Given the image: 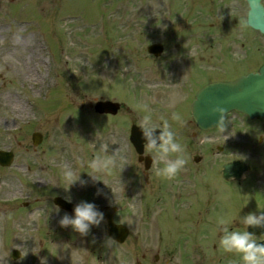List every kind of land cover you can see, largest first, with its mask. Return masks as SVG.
I'll return each mask as SVG.
<instances>
[{"label": "rangeland", "instance_id": "rangeland-1", "mask_svg": "<svg viewBox=\"0 0 264 264\" xmlns=\"http://www.w3.org/2000/svg\"><path fill=\"white\" fill-rule=\"evenodd\" d=\"M199 5L203 7L202 13L220 16V20L231 13L236 15L229 17L233 34L229 40L239 41L235 33L241 27L245 30L246 43L262 42L264 48V37H256L244 27L245 5L238 1L232 2V11L229 9L231 13L227 16V0H0V150L12 151L14 155L10 167L0 166V264H41V258L45 257L46 264H136L137 261L229 264L234 261L233 253L219 248L217 239L206 244L200 242L203 250L216 243L218 255L214 257L210 248L205 258L200 255L195 259L189 249L181 254L162 249L165 243L158 238L159 232L161 236L164 234L162 219H152L147 208L155 204L153 209H156L160 204L154 199L159 191L151 174L158 165L154 164L147 174L136 166L132 188L129 175L122 170V164L126 165L128 160L117 161L108 175H97L106 185L102 181L93 182L88 176L92 170L87 163L97 154L99 145L107 144L109 154H113L116 149L125 148L121 137L126 136L121 130L125 122L118 123V117L97 115L89 103L101 97L118 99L114 92L134 89L138 106L146 103L153 111L163 108L168 99H160L157 86L163 56L151 59L146 47L156 42L170 47V43L179 41L175 28L164 39L160 18L170 11L171 19H177L181 11H190L195 17L196 12L201 14ZM192 41L193 37L189 42ZM124 57L136 59L143 68L149 64L156 71L153 74L145 71L147 83L140 76L122 74L115 63ZM117 69L121 73L118 77ZM122 101L132 111L134 104L126 97ZM13 102L25 113L13 109ZM134 110V122L138 124L144 113L139 108ZM35 132L42 135L37 146H33L31 138ZM217 143L222 144L220 140ZM214 153L216 158L224 155ZM65 165L82 172L81 176L89 179L88 185L82 187L76 183L69 187L62 176ZM139 187L143 189L145 204L137 202ZM97 188L102 190L101 195H97ZM57 195L70 197L73 203L96 204L100 199L104 214L106 207L115 205L114 222L130 231L126 241L122 245L106 243L104 221L91 228L86 237L88 243L85 235L71 227H61L59 220L65 213L57 212L52 205ZM227 205V215L238 213L231 201ZM259 211L264 209L247 204L246 213ZM183 238L178 233L169 235V239L179 240L178 245ZM82 246L95 254L94 251L85 254ZM158 246L160 252L156 251ZM13 250L20 253L16 260L11 257ZM99 253L102 257L97 259ZM138 253H146L147 261ZM155 255L159 256L158 261Z\"/></svg>", "mask_w": 264, "mask_h": 264}, {"label": "flooded vegetation", "instance_id": "flooded-vegetation-1", "mask_svg": "<svg viewBox=\"0 0 264 264\" xmlns=\"http://www.w3.org/2000/svg\"><path fill=\"white\" fill-rule=\"evenodd\" d=\"M229 9L230 7L227 6V13L230 12ZM197 13L193 18L195 25L193 41L189 42L181 38L178 42L172 43V47H164V63L160 66L161 78L157 83L161 93L160 99H168L165 105H162L163 108L157 109V111L170 121L178 132L181 142L186 145L188 164L170 179L158 176L156 169L151 174L159 191L154 195L160 201V208L170 219L163 230V235L169 238L170 234L178 233L184 237L180 245L170 239L166 242L165 249L173 251L174 254H181L189 249L192 256L201 255L205 258L207 256L205 252L209 251V248L211 253L215 252L216 243L208 248L205 246L203 250L200 242L206 244L211 239L219 240L220 234L216 231L218 217L223 216L233 221V226H238L241 225L237 220L238 216L242 213L243 216L247 214V204H251L253 208L264 209V189H262L264 186V119L256 118L247 121L243 118L244 121H242L238 120L237 114H234L227 120L229 123L223 134L218 127L203 132L191 120V100L189 102V99L199 89L201 81L208 83L229 80L243 73L256 71L264 63L262 60L264 51L260 53V48L257 47V61L252 62L253 64L248 67L249 53L245 48V43L242 41L233 42L228 39L227 17L216 22L213 16L205 18ZM206 15L208 16V13ZM239 38L242 39L241 34ZM120 68L121 73L127 76H136V73L141 72L130 63L122 65ZM215 69L222 74L212 73L211 70ZM119 71L117 69V74L120 76ZM146 71L153 74L156 68L149 66ZM152 83L154 84V82ZM173 112L181 113L186 124L181 125L172 120ZM118 116L120 117L118 123L125 122L127 127L135 124L133 111L125 107H120ZM126 116L129 119L128 122L125 120ZM121 140L124 141V136L121 137ZM219 140L222 144L217 143ZM215 148L218 149L219 155H224L216 158ZM128 150L133 159L132 175L136 166H139L147 174L154 164L158 165L153 161L152 155L144 149V146L142 161L138 160L139 156L131 144ZM231 155H241L242 157H235L234 160L229 161H245L250 167L239 181H229L222 177L221 166L229 162L228 160H222L220 168L217 169L219 160ZM146 157L150 159L148 170H144V158ZM251 162L258 165H253L251 169ZM122 166L124 167L125 164ZM158 166L162 167L163 165L161 163ZM230 201L233 204L232 208L236 207L238 210L237 214L234 212L232 215L230 212L227 215L229 207L227 204ZM240 227L242 228L243 225ZM158 229L161 230L159 227ZM158 235L161 242V233L159 232ZM156 251L160 252L159 246ZM233 255L239 257L236 253ZM142 257H147V254L144 253ZM154 259L158 260V255H155ZM200 264H206V262L203 261Z\"/></svg>", "mask_w": 264, "mask_h": 264}, {"label": "clouds", "instance_id": "clouds-1", "mask_svg": "<svg viewBox=\"0 0 264 264\" xmlns=\"http://www.w3.org/2000/svg\"><path fill=\"white\" fill-rule=\"evenodd\" d=\"M252 3L254 7L264 8V0H258V3L257 0H252ZM138 107L144 113L137 122L141 138L144 141V149L152 155L153 161L158 165L161 163L163 165L156 168V174L169 179L175 177L188 164L186 145L181 142L178 132L167 118L160 117L158 123L148 104H140ZM210 111L212 115L219 116L217 127L223 134L229 123L226 119L225 109L217 105L213 106ZM172 120L181 125L186 124L179 112L172 113ZM126 159L127 156L121 148L116 149L113 154H109V146L100 144L97 154L87 163V167L92 170V174L88 173L89 179L93 182L102 181L97 179V175L110 174L116 167L117 161H126ZM81 173L65 165L62 176L68 182L69 187L76 183L84 187L88 185L89 179L82 177ZM103 184L106 185L105 182ZM101 194L102 190L97 188V195ZM67 199L71 202L70 197ZM56 210L59 212L58 207ZM237 220L243 225L242 228L234 227V222L223 216L217 218L216 231L220 234L218 247L225 252L238 254L239 264H264V235L258 236L248 230L249 227L264 228V211L250 212L242 217L239 215ZM103 221L104 213L94 202L81 201L74 206L73 214L65 213L61 217L59 224L61 227H71L84 236L88 235L93 226H99ZM109 241H111L110 238L106 243ZM46 259V257L41 258V264H46Z\"/></svg>", "mask_w": 264, "mask_h": 264}, {"label": "water", "instance_id": "water-1", "mask_svg": "<svg viewBox=\"0 0 264 264\" xmlns=\"http://www.w3.org/2000/svg\"><path fill=\"white\" fill-rule=\"evenodd\" d=\"M249 5L248 25L253 29L259 30L264 34V10L261 7H254L252 0H246ZM258 3V0H257ZM150 53L156 56L160 54V46H151L148 48ZM221 106L225 109V113L231 110L240 111L249 117H264V66H262L257 74H248L233 82H217L205 86L199 91L192 106V117L198 127L205 130L210 129L218 124L219 116L211 114L213 106ZM118 105L112 102H96L94 110L97 113L115 114ZM135 137L137 138V146L142 143L141 132L137 128H133ZM33 144L37 145L41 141V135L34 133L32 136ZM140 151V150H139ZM138 151V152H139ZM11 153L0 152V164L8 166L12 161ZM228 166L225 172H229L235 168ZM240 170L243 167L238 166ZM54 203L61 208L68 209V204L60 199H55ZM107 225L109 236L122 243L128 231L122 225H115L111 215H107ZM253 233L264 235V228L249 227ZM17 253L14 254L16 258Z\"/></svg>", "mask_w": 264, "mask_h": 264}, {"label": "bare ground", "instance_id": "bare-ground-1", "mask_svg": "<svg viewBox=\"0 0 264 264\" xmlns=\"http://www.w3.org/2000/svg\"><path fill=\"white\" fill-rule=\"evenodd\" d=\"M12 106H13V109H15L16 111H19V112L22 111L25 113V110L20 105H18L17 102H13ZM22 112H20V113H22Z\"/></svg>", "mask_w": 264, "mask_h": 264}]
</instances>
